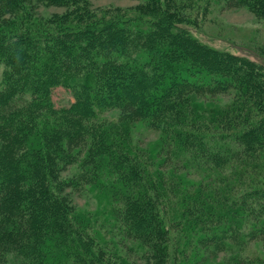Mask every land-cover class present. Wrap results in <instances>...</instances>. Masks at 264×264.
I'll return each instance as SVG.
<instances>
[{
  "label": "trees",
  "instance_id": "16d2710c",
  "mask_svg": "<svg viewBox=\"0 0 264 264\" xmlns=\"http://www.w3.org/2000/svg\"><path fill=\"white\" fill-rule=\"evenodd\" d=\"M137 1L0 0V264H264V61L192 35L196 0Z\"/></svg>",
  "mask_w": 264,
  "mask_h": 264
},
{
  "label": "rangeland",
  "instance_id": "374dc122",
  "mask_svg": "<svg viewBox=\"0 0 264 264\" xmlns=\"http://www.w3.org/2000/svg\"><path fill=\"white\" fill-rule=\"evenodd\" d=\"M87 2L90 10L93 12L109 11L115 8L128 9L139 3L137 0H87ZM197 4H200L199 8L195 7L189 11L190 15L193 16V20H195L194 25H187L192 35L209 46L226 49L242 54V56L247 55L253 59L264 61V20H261L246 8L231 7L224 4L222 0H196L195 6ZM64 10L65 8L63 7L39 5L35 8L33 16L40 17V20H46L51 15L60 14ZM52 90V98L56 106L67 105L71 102L72 95L65 87L57 86ZM114 115L115 112H107L103 116L110 118ZM134 138L135 141L138 140L144 144L149 140H155L157 134L153 131L147 132L144 128L139 127ZM75 196L74 199L78 208L95 211V213L98 211L103 212L104 206L102 209L98 206L97 199L94 198L95 196L90 195L88 192L77 193ZM101 232L107 238L112 236V240L115 241L121 238L116 232L107 234L104 229H101ZM246 241L244 253L251 255L258 254L264 257V244L261 241ZM123 243L129 246L134 245L135 242L123 238ZM211 246H206L207 248L203 247L201 252L204 256L202 259L204 264H226L228 261L226 262L225 259L230 256L228 253L236 252L235 250L215 252ZM121 253L124 254L125 252L121 251ZM136 255H138L136 251L134 255L129 252L128 258L134 260Z\"/></svg>",
  "mask_w": 264,
  "mask_h": 264
}]
</instances>
